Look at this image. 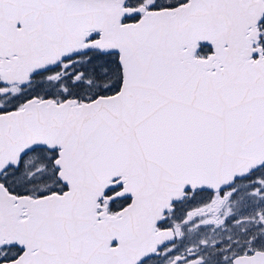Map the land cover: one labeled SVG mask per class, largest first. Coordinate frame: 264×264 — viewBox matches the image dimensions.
<instances>
[{
    "label": "snow or ice",
    "instance_id": "1",
    "mask_svg": "<svg viewBox=\"0 0 264 264\" xmlns=\"http://www.w3.org/2000/svg\"><path fill=\"white\" fill-rule=\"evenodd\" d=\"M0 264H264V0H0Z\"/></svg>",
    "mask_w": 264,
    "mask_h": 264
}]
</instances>
